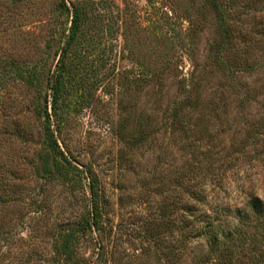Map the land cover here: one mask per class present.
I'll use <instances>...</instances> for the list:
<instances>
[{
  "label": "rangeland",
  "instance_id": "1",
  "mask_svg": "<svg viewBox=\"0 0 264 264\" xmlns=\"http://www.w3.org/2000/svg\"><path fill=\"white\" fill-rule=\"evenodd\" d=\"M257 166L264 0H0V264H264Z\"/></svg>",
  "mask_w": 264,
  "mask_h": 264
},
{
  "label": "trees",
  "instance_id": "2",
  "mask_svg": "<svg viewBox=\"0 0 264 264\" xmlns=\"http://www.w3.org/2000/svg\"><path fill=\"white\" fill-rule=\"evenodd\" d=\"M83 17H84V11L81 12V10L79 9V7H75V9H74V17H73V29H72V34H71V37L72 38H74V36L76 35L75 33L78 32L79 27L80 28L82 27ZM55 94H56V88H55ZM51 139L52 140H50V142H49L50 149H53L56 153H58L60 155V158H62L61 161L59 162V164L62 165L65 162H67L68 164L69 163H72V160H70V158L67 157V155L65 154V152L63 151V149H61V147L56 142V140L54 141L53 137ZM93 184H92V187L91 188H93V187L95 188V186H93ZM93 190L94 189H92V191ZM93 193H94L93 194L94 195V198L95 197L97 198V201L95 202V209H97V211H96V216H97V215H99L100 207H99V203H98V197L95 196L96 194H95L94 191H93ZM98 196H99V193H98ZM192 206H193V208H192ZM251 206H252L254 212H257L258 210H263L264 211V207L262 206V203H260V200L257 197H253L251 199ZM194 208H195V205H192L191 204V210L189 212L191 213ZM211 222L212 221H209L208 224H203V228L205 227V229H204L203 232L204 233H207L208 234V237H212V240L213 239L215 240L216 246H215L214 250H216L215 252L219 256V257H216V259H218L219 260V263L222 264L223 263V260H224L223 258H227L228 256L229 257H232L233 255H235V253H238V251H235V248H237V245L236 244H233V245L232 244H228L227 242H224V243L221 242L220 241L221 233L217 232L215 229H211L212 227H209V224ZM88 223L90 225H92L93 221L92 220H88ZM187 223H189L188 220H186V222H183V221L180 220L179 229L182 231V237L181 236L178 237V240L179 241L180 240H183L184 241L185 239H187L189 237V235H190L189 232L190 231H193V228H191V226L194 227V223L192 224V221H191L190 222V227H188ZM184 225H186V226L184 227ZM179 241L177 242V244H175V252L176 253L182 252V248L178 246V245H180L179 244ZM226 243H227L228 246H226ZM214 259H215V256H214Z\"/></svg>",
  "mask_w": 264,
  "mask_h": 264
},
{
  "label": "clouds",
  "instance_id": "3",
  "mask_svg": "<svg viewBox=\"0 0 264 264\" xmlns=\"http://www.w3.org/2000/svg\"><path fill=\"white\" fill-rule=\"evenodd\" d=\"M247 171V170H245ZM252 180L248 181L246 179H241L237 181H229L226 185L228 195L224 197V201L230 205L238 206L243 208L246 203V195L241 191L240 185L243 184L244 187H249L251 183H254V192L259 197H264V166H257L253 170ZM241 177L245 175V172H241ZM205 188L210 189L208 183L205 184ZM223 195V193H222Z\"/></svg>",
  "mask_w": 264,
  "mask_h": 264
}]
</instances>
